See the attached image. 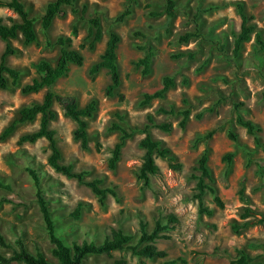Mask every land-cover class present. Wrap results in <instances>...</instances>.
<instances>
[{
  "label": "rangeland",
  "instance_id": "374dc122",
  "mask_svg": "<svg viewBox=\"0 0 264 264\" xmlns=\"http://www.w3.org/2000/svg\"><path fill=\"white\" fill-rule=\"evenodd\" d=\"M49 1L23 0L35 18L37 40L29 45H24L21 38L9 41L17 52L7 61L21 74L18 85L0 89V133L18 118L20 108L42 100L46 88L27 94L20 90L35 76L31 63L45 59L54 64L59 56L54 40L61 34L70 35L71 27L76 25L78 34L72 37L70 46L82 53L83 64L70 65L67 74L58 78L51 89L73 97L79 106L96 100V110L87 119L88 148L82 149L79 140L73 138L76 125L57 101L52 105L56 116L50 128L55 131L61 162L72 164L76 171H86L85 180L102 179L100 185L113 187L116 195L107 194L100 202L87 186L54 171L47 163L50 150L45 138L18 143L20 135L38 127V115L32 121L18 123L9 136L0 139V231L5 239L14 244L20 238L29 252L39 249L57 264L35 201L29 167L40 178L56 232L67 244L84 240L100 243L122 230L133 236L129 245H135L140 219L149 232L156 220L165 223L168 214L177 218L175 226L163 231L154 242L167 253L165 258L137 256L125 247L109 255H88L82 264H232L237 248H244L252 256L261 253L264 223H250L237 233L231 226L246 219L254 221V217H241L246 208L264 215V50H258L252 33L234 57L233 33L240 26L236 3L242 2L249 22L264 38V0H175L174 15L169 20L163 13L164 0H77L78 8L86 5L81 18L66 6L65 15L55 16L44 31L40 16ZM126 8L131 13L115 21ZM95 16L100 19L102 37L89 50L88 19ZM0 17L17 18L7 7H0ZM110 31L120 36L117 64L121 84L107 95L110 75L105 69L91 75L89 67L103 51ZM187 31L198 36L179 43L178 37ZM147 40L153 45L154 56L149 74L143 75L135 61L143 56L139 47ZM4 46L5 41L0 39V55ZM182 51L191 53L192 58L176 57ZM164 76L173 80L164 98L142 105L143 93L160 88ZM235 103L245 119L260 127L262 145L255 144L253 136L236 123ZM170 108L174 113L169 112ZM183 110L188 111V118L180 128ZM149 114L154 124L149 123ZM163 122L171 123L169 131L154 126ZM148 123L152 138L167 146L175 160L155 154L159 172L145 186L138 178L144 152L139 142ZM114 124L132 135L116 167L110 169V149L120 135ZM205 148L213 186L223 203L221 208L216 206L213 195L205 191L203 205L212 211L210 215L198 210L193 177V167ZM227 153L230 158L225 157ZM172 164L180 166L174 169ZM78 202L83 206L75 219L71 212ZM0 253L8 255L10 250L0 247ZM171 259H177L176 263H169Z\"/></svg>",
  "mask_w": 264,
  "mask_h": 264
},
{
  "label": "trees",
  "instance_id": "16d2710c",
  "mask_svg": "<svg viewBox=\"0 0 264 264\" xmlns=\"http://www.w3.org/2000/svg\"><path fill=\"white\" fill-rule=\"evenodd\" d=\"M68 6L74 15L81 18L86 12V5L80 8L77 7V0H52L47 2L44 7L43 14L40 16V26L42 30L46 31L55 16H64L65 7ZM0 7L10 8L17 16V18L7 17L6 20L0 17V39L5 41L4 49L0 55V89H6L10 86L18 85L21 71L7 61L9 55L15 54L17 49L11 45L10 39L21 38L24 45H29L36 42L37 35L34 27L35 18L30 16L23 0H0ZM176 3L175 0H164L163 13L169 20L173 17ZM236 10L240 16L239 31L233 33V55L237 57L241 50L242 44L250 38V35L254 33L255 43L258 45V50H264V38L258 30L250 23V17L247 15L242 2L236 3ZM131 13L129 8H126L121 12L115 21H122L127 15ZM89 28L86 38L90 39L88 42V49L95 48L97 42L101 40L102 29L100 19L95 16L88 19ZM78 34V28L73 25L70 30V35H58L53 44L59 47V56L54 64H51L45 59H40L36 62H32L31 66L35 71V76L20 88L22 93H32L46 88L47 91L44 94L40 102H32L19 109V116L17 119L9 123L0 133V139L4 140L15 129L18 123L26 121H32L39 115L38 127L31 131L20 135L18 143L24 142L33 143L40 138H45L48 141L49 155L47 157V163L56 172L63 174L68 178H74L79 183L87 186L94 195H96L100 202L106 197L107 194L115 196L116 193L113 187H103L100 184L102 179L94 178L91 180H85L84 176L86 171H76L73 169L72 164H66L61 162V151L57 145L55 131L50 128V122L55 118L56 113L52 109L54 101H57L63 106V113L69 117L75 123V129L73 130V138L79 140L82 149L88 148V133H87V119L91 118L96 110V100H89L84 106H79L75 99L68 95H61L51 89V86L56 80L67 74L70 65L81 66L83 64L84 57L82 53L70 46L73 36ZM135 34L146 36L145 33L135 32ZM197 33L190 31L178 37L179 43H187L192 38H196ZM120 41V36L115 31H110L108 38L105 42V46L98 59L94 61L90 67L89 72L91 75L96 74L102 69H105L110 75V83L106 87V94L112 95L114 91L121 84V76L117 64V48ZM143 51V56L135 61L136 66H141V73L147 75L150 72L151 61L154 56V48L150 41H146L139 47ZM187 56L192 58L191 53L179 52L176 57ZM173 85V80L169 76H164L162 79V85L160 88L153 92H144L141 100L142 105L149 104L154 99L164 98L166 92ZM122 97V95H120ZM235 108V120L236 123L245 128L246 132L253 136L255 144L262 145L260 139V127L251 121L245 119L238 110V104H234ZM165 110V109H162ZM166 111V110H165ZM169 112L174 113V109L170 108ZM182 115L181 120L178 122L180 128L184 127V123L188 118V111H180ZM123 120V117H119ZM149 123L154 124L152 116H147ZM146 124L143 133L144 136L140 140L139 144L144 149L141 157V164L139 167L138 178L142 180L145 186H148L150 178L159 172V168L155 163V154L160 157H168L170 161L175 160V156L171 153L170 149L163 145L159 140L152 138L149 127ZM154 126L169 131L172 127L170 122H163L155 124ZM120 131V135L110 149V156L108 158V167L114 169L117 162L120 159L122 148L126 140L132 135L124 127L114 124V129ZM231 139L235 138L232 132L228 133ZM207 149L205 148L200 156L196 160V164L193 167V177L196 179V189L198 190L196 198L198 200L199 212H205L207 215L211 214V210L204 207L202 196L205 191H209L213 195V201L216 206L222 207L223 203L218 196L215 187L213 186V176L207 165ZM230 153L226 154V158H230ZM172 168L177 169L179 164H172ZM29 172L34 188H35V201L37 203L40 215L45 225L46 232L49 240L53 245L52 254L57 260V264H82L84 259L91 254H105L109 255L112 251L120 250L125 247H129L133 254L137 256H143L149 259L165 258L167 253L164 250L158 249L154 242L161 236V233L169 228L175 226L177 218L173 214L166 216L167 220L162 223L160 220H156L153 228L148 232L146 230V224L143 220H139V237L135 245H129L133 236L124 233L122 230L114 231L110 237L105 238L102 242L96 243L94 241H82L81 243L72 242L67 244L56 232V225L54 217L52 215L50 206L48 204L46 196L41 190V183L38 174L31 168H27ZM3 201H6L3 199ZM83 203L78 202L71 212V216L78 219L81 215ZM242 218L254 217V221L245 220L241 223H236L231 226L233 232L237 233L242 228H245L250 223L262 224L264 223V215L252 211L246 208L241 214ZM252 246L254 244H251ZM0 247L10 250L8 255L0 253V264H53L50 262L44 254L36 249L35 253H31L26 248L25 242L18 238L14 241V244L9 243L2 232L0 231ZM263 251L256 255H250L244 248H237L235 258L231 261L232 264H263L264 263V246ZM177 259H171L169 263H176ZM118 262H116L117 264ZM121 263V262H120Z\"/></svg>",
  "mask_w": 264,
  "mask_h": 264
}]
</instances>
